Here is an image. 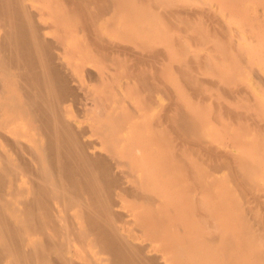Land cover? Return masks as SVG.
Wrapping results in <instances>:
<instances>
[{
  "label": "bare ground",
  "instance_id": "bare-ground-1",
  "mask_svg": "<svg viewBox=\"0 0 264 264\" xmlns=\"http://www.w3.org/2000/svg\"><path fill=\"white\" fill-rule=\"evenodd\" d=\"M43 1H45V0H43ZM43 1H42V4L44 5L46 3L45 5L49 9L48 10L49 14H50L49 18L51 17V19H52L51 20L52 23H50L49 27L51 29L52 25H53V28H54V31H51V33H52L51 37L52 38H50V39L45 37L42 25L40 24L42 21L44 22V19L42 20L43 15H41L40 12L44 13L45 11H42L44 9H42L41 7L39 8L38 7L39 5H36L37 3H39V0H0V264H79L77 262H74V260H73L74 255H83V259H84L83 264H163V263H161V260H163V262L166 264H264V128H261L262 126L258 127L259 129L261 128V132L258 129L259 133H261V134H257L256 133L257 129L255 128L256 129L255 134L260 135V138L262 139L261 144L263 147V151L261 153V156H259L257 154L259 157L258 156H256L255 158L250 157L253 155H250V156L248 155L249 156L248 157L246 154H241L243 151L240 154L238 153V155L235 156L233 154V152L229 150V148L227 150H222V152L219 153L217 151L218 148L216 149L215 147H213V144H211L210 141L205 140L206 136L203 133L205 121L203 122V120L200 119L203 117L202 116L201 117L196 116L197 114L196 115L192 114L193 110H192V112L191 111L188 112L186 110V109H188V108H186L187 104H186V107L183 106V102L181 103L182 105L179 104L182 100L178 104H175L173 111L171 110L172 113L170 112V114H168V112L170 110L168 112L164 111V110L162 111V108L164 109L167 107L161 108V111L163 113L158 112V115L161 117L160 120L165 121L166 125H167L163 129V132L165 134L170 131L171 134H173L172 136L177 138L178 141L176 143L179 144V141H181L182 143H184L183 144L184 148L192 147V150L195 148L196 152L202 151L201 157H204L205 155H203V154H206V156H208L211 159V161L213 159V162H210L209 161L210 159L207 158L208 160L206 162L207 163L206 165L209 164L208 169L210 168V170L211 169L217 170V169L224 167L227 170L226 173L228 174L229 180L233 182V183L231 182V184H233L234 188L236 189V190L233 189V192L234 191L238 192V194H239L238 197L240 198L239 201L241 203L239 206H238V204H236L237 207L233 208L232 206L235 205L234 203L238 202L236 200L237 197H232V201H234V203H233L234 205H232L231 202L229 200H227L228 197L226 198L225 201H229L227 203H230L231 207L233 208L231 210V211H233V213L232 212L230 213L231 215H228V214L226 215V213H228V212H226L225 214H223L224 213L223 211L221 212V210H223V206L225 207L224 204H226V202L224 203L222 201L225 197L222 196V200H221L222 202L221 201L219 202V200L221 198L220 199L218 197L215 198L214 195L216 194V192H214V195H213V193L207 194L208 191L210 193L212 192V191H210L211 190L210 188L213 185L216 186V184H214L215 182H213L210 185L211 187L209 186V183L212 182V179H210L211 174H209L210 176L209 175L206 176V177H208L207 179L211 180V182H210V180H208L209 181L208 182L205 179L204 183L205 184L208 183V184L204 185V187H205L204 191L206 189L207 190H206V193L205 192L203 193V196L205 194L206 198L208 197L207 195H209V196L214 197L213 200L219 199L216 202L211 201V203L208 202V201H210V199L205 202L204 200L202 201L201 200L202 198L200 197L201 199L199 198V200L197 201V202L200 201V204H199L194 200V198H192V197L190 198L191 193H190L189 198L187 197L186 199H185V196H183L184 198L179 196V193H178L179 191L175 195L172 191V187L171 186L168 187V184L171 185L168 182V180L170 179V177L168 178V176H170V175H167V177H166L167 179L163 178L164 177V173H162V170H163L162 167L163 166L161 167V165L159 166V168L162 169L161 171H159V175L162 176V177L160 176L161 181L155 183L153 181V179L155 176H157L156 175L157 173L154 175H153V173L157 170V168L155 169L154 166H156L157 163L160 164L159 160H156V158L161 159V160L162 159L165 160L166 158L171 156V154H173L172 156L174 157V155H175L174 153L177 152V149H176V152H173L175 150V148L173 147L174 145H173L172 147L174 149H167L165 147H161L164 149V150H162L160 147L159 148L157 147L158 151H155V149L153 147H155L154 141H155V139H156L155 137L157 135H152V141H149L151 138L150 134H151V130H152V129L150 130V128H153V126H152L153 122L150 123L149 122L150 120L149 121L145 120V123L143 125L141 124L142 127L139 128L141 126L140 125V123H141L140 117L142 116V115L140 116V114L143 112V110H146V109L148 110V108L150 107L149 105H151V102H152V96H153L152 92H154L156 90V85L154 83L155 82L154 80H156V78H157V80H158V78H160V77H158L159 74L155 78V74H157V72L161 68L160 69L158 68L159 69L158 70L156 68V65H152V64H154L155 62H158V58H156V57L159 56L163 50L161 51L159 48H157L158 46L154 47L150 43L151 42L154 43V41H156L158 43V41L155 39L156 37L159 39L161 37L167 38L169 36L170 37L172 36L173 38H175L174 39L175 41L173 40V44H174L176 41L179 40V38L176 39V37L179 34L176 36L175 35L173 36L172 35L173 33H171V35H170V32L174 31V33H175V31H178V33H180V32L183 34L185 33V35L189 36L191 39L193 38L194 42L197 43V45H198V43L202 46H203V44H207L206 42L208 40L209 35L211 36V34L208 33L209 29L206 30L208 27L205 29L206 31L204 29L200 30V23H199V21L202 18L201 17L202 12H203V14L205 13L204 8H201L199 6L198 7L192 6V2H191V4L187 3L186 5L184 4L181 6L174 5L175 6L174 7L172 4H171L172 6H169L168 4L174 2L173 0H170L171 2H169L168 0H137V1H132L134 4L136 2H139L138 5L137 4L134 5L132 2H130V0H48L45 3ZM221 1L225 2L227 6L231 5V7H232L233 4H234V6H235V4H237L235 2H237V1L240 2L241 0H221ZM243 1H241V3ZM222 2L220 4H222ZM253 2L254 1H252V3ZM262 2H264V1H262ZM245 3H244V5H245ZM260 4H262V3H260ZM239 6H241V5H239ZM222 7H223V4H222ZM32 8H35V10ZM228 8H229V6H228ZM233 8L235 9L236 7H233ZM241 8L242 7H240L239 9H241ZM40 9H42V10H40ZM110 11L113 13V16H116L117 14L119 15V14H121V12H123V15L125 14L126 17L128 16V18H129L128 19L129 21H126V22H130L132 20L134 22L135 19L133 18V15H137V17H139V20L142 22L139 21V23H141L138 27L140 34H138L139 31L135 32V33L138 34V36L139 35H147V37L149 36V38H153L154 41H151L149 43L148 40H150V39H147V37H146L148 45L150 44L152 46V47L151 46H148V47H151L152 49L148 48L146 50H143V53H141V54L139 52L137 53V52L133 51V53L131 54L130 53L131 51L129 50L130 48L128 49L126 47L130 51L129 52L126 48L123 47V49H122L119 45L112 43L113 41L110 42L107 39L103 38L102 36H104V35L101 36L102 32L100 31V27H99L100 19H102L103 16L106 15V13H110ZM229 11H230V9H229ZM236 11H238V10H236ZM196 12L199 14H197ZM239 12H237V13H239ZM210 13L211 12H209L208 14H210ZM193 14H194V17L192 18ZM208 14L206 15V17L210 18L211 17L210 15H212V13L210 15H208ZM213 14H214V12H213ZM231 14L232 13L230 12V15ZM234 14H235V12H234ZM131 15H132L133 19H131L129 17ZM122 16H121V18H124ZM238 16H240V15H238ZM195 17H197V19L199 18L200 20L198 22H195L194 20L197 21V19H194ZM212 17L214 18V17H216V15L215 16L213 15ZM242 18L244 19L245 17H242ZM109 19H108V21H109ZM192 19H194V20H192ZM124 20H126V18ZM216 21L217 20H215V22ZM262 21H264V20H262ZM107 22H105V23H107ZM113 22H115V20H113ZM122 22H123V19H122ZM133 22H130V23L132 24ZM256 22H254V23H256ZM124 23L125 22H123V24ZM135 23H136V21H135ZM227 23H226V25L230 24V23H228V24ZM132 25H134V24H132ZM226 25H224V26L226 27ZM261 25L257 26L256 29H258V30L261 29V27L263 26V25L262 26ZM125 26H126V24H125ZM135 26H137V25H134L133 27H135ZM241 26H242V24H241ZM222 27H223V25H222ZM251 27H253V24ZM125 28L127 29L128 27H125ZM217 28H218V26H217ZM229 28L232 29L231 25H229ZM118 29L116 30V33H117ZM220 29H219V32H222V31H220ZM223 29L227 30L228 27H227V29L226 28H223ZM130 30H131V28H129V31ZM212 30L210 28V31H212ZM214 30H217V29L215 28ZM214 30H213V32H214ZM74 31H76V32L82 31L81 33H83V36H84V38L82 39L83 42L85 41L88 43V45L90 44L89 45V46H91L90 48L93 47L94 51L96 50V52H98V54L103 53L106 56V55H108L109 52L110 53L114 52L116 57H118V56H120V53H123V51L126 50L128 52V53H126V58H127V56L131 57L132 60L129 57L128 58H129V61L130 60L132 61V63L130 64L131 61L129 62L127 60L128 59L127 58L126 60L129 62L130 66H128L127 65L128 62H126L125 65L128 66V68L126 71H121V72H124L123 73L124 75L122 73H120V75L126 76L127 78H133L135 82L133 81L134 84L131 83L132 85H135V83H136L135 86H137L136 87L137 89L143 88L145 91L148 92V93L146 92L147 94L145 95V100L143 101L142 104H140V106H142L141 108H143L144 107L143 105H145V107H146V105L148 104L149 107H147V108L144 107V109H141L138 107L137 109L142 110V112L140 110L141 113H139L138 112L139 110L133 108V105H132V107L130 109L133 108V112H132L133 114L128 111L129 113H131V114H129L127 112L130 117L126 116V114H125V117L123 118V116H122L120 121L118 120L116 114L113 115V113H111V114L107 113L106 115H104V112L103 113L95 112L96 115L98 114L97 117H99V118L97 119V117H96V119H94L97 121V122H95V121L93 122V123H95L94 126H95V129L97 131L95 129L94 130L99 133V134L97 133L99 135V136H97L99 138L98 146L100 147V150L102 152L101 151H97V152L92 151L93 144H94L93 141L90 142V141L84 139V137L86 136L85 134H87L86 132H88V129L86 127H82V126H80V127L75 126L73 123L74 121L72 122L70 119H68L67 115L69 113L67 112V109L64 107V104L67 103V102H65L67 96L68 95L72 96V94L75 93L76 87L74 88V86H72L71 82H70L71 77H72V73L75 70L80 71V69H77V68L75 69L76 65L75 66L73 65L74 60L72 61L71 57L69 58L70 60L67 59V57L64 58V61H65L64 62L63 59H61V58H63L61 56L62 54L60 55L61 58L58 57L56 50H57L58 45L61 44L62 45L61 47H63L64 46L63 44H66V42L70 43V39H73V32ZM122 31H121V33H122ZM125 31H124V33H125ZM259 31H261V30H259ZM259 31L254 32V34H256ZM76 32H75V34H76ZM131 32H133V31H131ZM213 32H211V33H213ZM223 32H224V30H223ZM227 32H229V30H227ZM133 33H132V35H134ZM216 33H218V32H216ZM234 33H236V32H234ZM121 35H123V34H121ZM121 35H119V36H121ZM127 35L129 36V34H127ZM222 35L220 36L221 38H219V39H222L225 36V35H223V36ZM232 35H233V33H232ZM232 35L230 34V36H232ZM258 35H259L258 37H260L261 33H259ZM180 36H183V35L181 34ZM170 37H169V40H167L168 38L164 39V40L162 39L163 41H161V42L166 41L165 43H167V41H168V44H169L170 43ZM172 37H171V39H173ZM189 37H187V38L190 41ZM213 37H215V36L213 35ZM232 37H235V36H232ZM242 37L243 36H241V38L240 37L239 38L242 39ZM262 37H264V35H262L260 38V39L264 40V38H262ZM80 38H82V37H80ZM126 38L127 37L125 36V39ZM211 38H212V36H211ZM226 38L228 39V35ZM75 39L77 40L78 38H75ZM141 39H143L142 41L145 44L146 40H144V38H142V36H141ZM225 39L223 41L224 43L222 42V44H221L222 49H223V47L226 48V45H227V44H225L226 43ZM233 39L231 38V42ZM214 40H213V42H214ZM257 40L260 41L259 39H257ZM140 41L141 40H139V42L136 41L137 43H139V45H137V46H141ZM189 41H188V43H190ZM233 41H235V40H233ZM242 41H243V39H242ZM126 42H128V41H126ZM171 42H172V40H171ZM213 42H211V43H213ZM247 42H249V40ZM260 42L262 43V41H260ZM79 43H81V41H79ZM87 43H85V45ZM159 43H160V41H159ZM165 43H162V44L164 45ZM211 43H209V44H211ZM227 43H228V45H230L229 42H227ZM78 44H76V45H78ZM82 44L83 43L79 44V46ZM162 44L160 46H162ZM182 44H184V43H183V41L181 42V40H180L177 45H179V47H180V45H182ZM88 45H86V46L88 47ZM263 45L258 47V50L256 49V47H257L256 46L254 50L255 51L257 50V52H258L260 49L259 52L264 53L263 52L264 48H263V51H261L262 50L261 47ZM144 46L147 48L146 44ZM171 46H172V44H171ZM202 46H201V48H202ZM207 46H208V44H207ZM66 47H67V45H66ZM71 47H73V46H71ZM153 47H154V49L155 48H157V49L153 50ZM230 47H231V45H230ZM239 47H241V46H239ZM249 47H251V46H249ZM67 48H69V47H67ZM82 48H84V47H82ZM227 48H229V46H227ZM71 49L72 48H69V51L68 50L66 51L67 53L66 52L65 53L62 52V53L66 54V55L68 53L73 54V52H71L72 51ZM93 49H91L92 54L96 53L93 51ZM136 49H137V47H136ZM142 49H143V47H142ZM183 49H185V47ZM218 49H220V48H218ZM76 50H78V48ZM76 50L74 52H76ZM178 50H180V53H181L182 49H178ZM209 50H211V49H209ZM224 50H228V49H224ZM83 51H85V48ZM87 51H89V50H87ZM137 51H138V49H137ZM218 51L216 50L215 52H218ZM82 52H81V54H84ZM117 52H119V54ZM170 52H172V50ZM176 52H178V51L176 50ZM221 52L225 54V51L224 52L221 51ZM259 52H258V54H260ZM114 53H112L113 56H114ZM165 53H167V52H165ZM184 53H187V51L186 52L184 51ZM233 53H234V51L231 54L233 55ZM235 53H237V52H235ZM81 54L79 55V57L81 56ZM162 54H163V52H162ZM188 54H189V57H188ZM188 54H186V56L183 55L184 56L183 58L181 56L182 54L181 55L175 54V56L178 55L182 59H184L185 61L192 58L191 60H193V61L189 60V62H193V64H196V62H197V64H199V65L196 64L197 68L199 66H201L202 63H207L208 57L205 55H202L203 52H202V54H199V52L193 51L192 53L188 52ZM167 55H171V54L167 53ZM232 55L231 56L228 55V56H230L229 57L230 59L235 54L233 56ZM244 55H246V54H244ZM262 55L264 56V54H262ZM68 56H70V55H68ZM83 56L84 55H82V57ZM160 56H162V55H160ZM218 56H219V54H218ZM218 56H217V58H219ZM248 56H247V58H248ZM116 57H115V59H116ZM168 57H170V56H168ZM180 57L177 58L176 63H178V59ZM83 58H80V60L82 59V61H83ZM86 58H87V56H86ZM186 58H187V60H186ZM57 59L59 61L62 60L63 62L62 61L58 62ZM90 59H92V58L90 57ZM94 59H95V57H93L92 60H94ZM117 59H119V57ZM182 59H179V61L183 62L184 60H182ZM211 59H212V61L214 60L213 57H211ZM211 59L209 58V60H211ZM237 59L239 60V58H237ZM102 60H103V57H102L101 61ZM169 60H170V58H169ZM223 60H225V59H223ZM253 60L255 61V59H253ZM150 61H152L150 63L151 65L149 67L144 68V65L148 66L149 65L148 63ZM212 61H210V64H212L211 63ZM167 62H168V60H167ZM169 62H170L169 63L170 66H171L172 61H169ZM159 63H162V62H159ZM181 63L179 62V64H181ZM66 64L69 67L68 68L69 72H67V70H66V67H67ZM97 64H99V62ZM102 64H103V62H102ZM112 64H114V63L112 62ZM167 64L168 63H166V65ZM169 64H168V66H169ZM179 64H177L178 68H180ZM186 64L188 65L190 63L185 62L184 65H186ZM233 64H234V62H233ZM121 65H122V62H121ZM177 65H175L176 69H177ZM262 65H264V63ZM262 65H260V66H262ZM114 66H115V64H114ZM126 66H125V68H126ZM168 66H167V68H169ZM202 66H203V64H202ZM100 67H102V65ZM123 67H121V69ZM181 67H182L181 68L182 70H183V68H185V66H182V64H181ZM234 67L232 66V69ZM167 68H166V70H167ZM186 68H187V71H189V70L191 71L193 69V67L191 69H188V66ZM186 68L184 69V71L186 70ZM200 68H198V71ZM82 69H84V68H82ZM229 69H231V68H229ZM232 69H231V71H233ZM262 69H264V68H262ZM119 70L120 69L118 67V71ZM123 70H124V68H123ZM163 70H164V68H163ZM163 70L161 69V71L159 73H161ZM166 70H164V71H166ZM172 70H170V71H172ZM179 70H177V72H180ZM207 71H208V69H207ZM224 71H223V73L225 75L224 78L227 76L228 77L231 76L230 73L227 75V73L229 71H227V72L226 71L224 72ZM247 71H248V69H247ZM174 72H175V69H174ZM191 72L190 73H187L186 71L182 72L184 83L195 84V82L197 83V81H200L199 83H197V84L201 83L200 87H198L195 84L197 87L194 86L193 90L197 91L198 88H200V90L203 89V87L206 86V85L202 86L204 80H203V82H201L202 79L201 80L197 79L198 76H197L196 71L194 74ZM214 72H215V70H214ZM218 72H219L218 74H220V71H218ZM251 72H252V70H251ZM204 73H206V72H204ZM238 73H240V71ZM74 74H73V76H74ZM117 74H118V72H117ZM177 74H179V73H177ZM211 74H213V71ZM215 74H216V72H215ZM259 74L260 73H258L257 75H259ZM167 75H168V73H167ZM167 75H165V76H167ZM171 75H172V73H171ZM254 75L255 74H253V76ZM103 76H104V74H103ZM103 76H102V78H103ZM113 76L111 78H113ZM160 76H163V74L162 75L160 74ZM177 76H179V75H177ZM219 76H217V77L221 79V77H219ZM170 77H169V79H171ZM241 77H243V76H241ZM241 77H239V78H241ZM215 78H216V76H215ZM245 78H244V82H246ZM247 78H248V76H247ZM204 79H205V77H204ZM165 80H166V77H165ZM165 80H163V81L166 83ZM175 80H176V78H175ZM178 80H179V78H178ZM235 81H237V80H235ZM102 82H105V81H102ZM209 82H210V80H209ZM98 83H99V81H98ZM112 83L113 82H111V84ZM230 83H231V81H230ZM158 84H161V83H158ZM235 84H236V82H235ZM246 84H247V82H246ZM103 85H105V84H103ZM83 86H85V84ZM174 86H175V84H174ZM177 86H178V84H177ZM201 86H202V88H201ZM168 87L169 86H167L166 88L168 89ZM195 87H196V89H195ZM227 87H229V86H227ZM79 88H77V89H79ZM94 88H92V90ZM107 88L108 87H106V89ZM166 88H163V89L166 90ZM213 88H211V89H213ZM245 88L249 89V85H248V87L246 85ZM233 89L234 88L229 90L226 88V90H228L230 92ZM127 90H128V88H127ZM134 90H132V91H134ZM213 90H215V89H213ZM236 90H237V88H236ZM171 91H173V90L171 89ZM171 91L168 92L171 94V96L169 98H172ZM204 91H206V90H204ZM263 91H264V89H263ZM87 92H88V90H87ZM184 93L186 94L187 92H184ZM210 93H211V91H210ZM96 94H98V93H96ZM96 94H95V96H96ZM107 94H105V95H107ZM127 95H129V94H125V96H127ZM164 95H166V94H164ZM177 95H178V93H177ZM225 95H226V93H225ZM234 95L237 96L236 94H234ZM108 96H110V95H108ZM110 97H108L109 100H110ZM142 97H144V96L142 95ZM178 97H179V95H178ZM94 98L96 101L97 97H94ZM98 98L103 99L102 94H101V97H100V95H98ZM122 98H123V96H122ZM131 98H132V96H131ZM181 98H182V96H181ZM176 99L177 98H175V100ZM91 100H92V98H91ZM114 100H115V98H114ZM244 100L245 99H243L242 101H244ZM99 101H102V100H99ZM225 101H227V104L229 103L228 99H226ZM235 101H237V100H234L232 102H235ZM102 102H105V100H103ZM153 102H154V99H153ZM198 102H199V100H198ZM262 102H264V101L262 100ZM106 103H107V101H106ZM123 103H124V101H123ZM247 103H246V105H247ZM128 104H130V103H128ZM137 104H138V102H137ZM231 104L233 105V103H231ZM92 105H93V103H92ZM99 105H101V104H99V102H98V106ZM152 105L154 106L155 104H152ZM196 105H197V103H196ZM213 105H214V103H213ZM122 106L125 107L123 104L121 105V107ZM224 106L225 105L222 104V108ZM228 106H227V109H225L226 107L223 108V111H225L226 112L225 114H227L231 118H233V117L242 118V117L249 116V112L247 110H246L247 111V113H246L245 110H242L243 112H241L235 108L234 111H237V110L238 111L234 112L233 109L231 110V108H232V107H230L231 105L229 106L230 108ZM191 107H193V105ZM202 107H204V106H202ZM234 107H235V105H234ZM94 108H95V106H94ZM128 108H127V110H128ZM91 109L93 110V108H91V106H90L89 110H91ZM107 109H109V108H106V110ZM119 109L120 108H118V110ZM195 109H197V108H195ZM263 109H264V107H263ZM85 110H87V109H85ZM122 111H121V113H122ZM134 111H137L138 112L137 114H139L140 117L139 116L137 117ZM148 111H150V110H148ZM204 112H205V110H204ZM143 113L145 114V111ZM195 113H197V112H195ZM199 113H201V112L199 111ZM208 113L209 112L207 110V114ZM70 114H69V116H70ZM96 115H94V116H96ZM133 115L138 118L137 120H139V119L140 120L139 121L135 120L134 122L130 121L133 125L130 127V129L127 131V133L122 134L121 130L123 128L122 127L123 124L125 125V121L127 122V119L132 118L131 116H133ZM201 115H203V112ZM220 115H222V114H220ZM250 115H252V114H250ZM134 116H133V118L136 119V117H134ZM145 116H147V113ZM145 116H142V118H144ZM159 116H157L158 117L157 120H159ZM206 116L204 115V117H206ZM116 118H117V120H116ZM114 121H115V123L113 125ZM162 121H160V123ZM222 121H224L223 118H222ZM227 122L229 123V119L227 120ZM227 122H224L225 125L223 124L225 127H227L226 126ZM142 123H143V121H142ZM157 123H159V121H157ZM230 123H231V121H230ZM230 123L228 124V127L230 125H232ZM237 123H239V121ZM250 123H252V122L250 121ZM115 124H117V126H115ZM162 124H163V122H162ZM92 125H91V131L93 130ZM111 125H112V127H110ZM154 125H155V123H154ZM242 125H243V123H242ZM259 125H263V127H264V121L262 124H259ZM145 126L150 127V128H148V131L150 130L149 131L150 134L146 135V136H148V138L146 137L148 141H146V139L144 140L145 137L143 138L142 137L143 135H141V137L143 138V141H146V142L145 143L141 142L142 141V138H141V140L139 141L141 143H137L138 140H136V139H138V138L136 136V133H137L136 129L139 128L141 130V129H143V127L145 129ZM244 126H246V124ZM244 126H243V128H244ZM213 127H215V126L213 125ZM227 128H225V130ZM233 128H235V127H233ZM246 128H247V126H246ZM139 129H138V133H139ZM154 129H157V128L155 127ZM229 129H232V127H230ZM160 130H158V131H160ZM220 130H222V129H220ZM244 130L245 129H243V131H240V132L243 133ZM122 131H124V129ZM144 131L145 130H143V132ZM155 131L158 132L157 130H155ZM245 131H247V130H245ZM94 132H90V134L94 133ZM140 132H142V131H140ZM156 132H154V133H156ZM4 133L5 134L7 133L9 137L5 138L6 136L4 137ZM164 133H162V134H164ZM248 133H249V130H248L247 134ZM146 134H147V132H146ZM159 134H161V133H159ZM244 134H246V132ZM252 136H253V134H252ZM138 137H140V136L138 135ZM153 138H155V139H153ZM220 138L221 137H218V139H220ZM228 138L230 139V136ZM167 139H168V136H167ZM261 139H259V137H258V139H256V140H261ZM161 140H163V138ZM220 140H222V139H220ZM96 141H97V139H96ZM166 141H168V140H165V142ZM165 142H163V144ZM237 142H239V141H237ZM246 142L248 143L249 141H246ZM235 143L236 142H234V144ZM242 143L243 142H241V144ZM171 144H172V142L170 143V145ZM248 144L251 145L252 143H248ZM257 144H259V143H257ZM257 144L255 146H257ZM237 145L235 144V146H237ZM245 145H246V143H243V146H245ZM160 146H162V142H161ZM166 146H168V145L166 144ZM176 146H177V144H176ZM183 146L181 145L180 148L178 147V149L180 150L181 147H183ZM237 147H239V146H237ZM237 147H235V148H237ZM251 147H253V146L251 145ZM198 148H201L202 150L201 149L199 150ZM248 148H250V146H248ZM246 149H247V147H246ZM186 150H187V148H186ZM242 150H245V149L243 148ZM184 151H185V149H184ZM259 151H260V148H259ZM200 152L197 153V154H199V157H200ZM238 152H239V150H238ZM246 152H248V151L245 150V153ZM13 153L16 155L13 156L14 155ZM180 153L183 154L182 151H180ZM255 153H256V151H255ZM179 154H178V156L175 155L176 158L179 157ZM191 155L193 156L194 154L192 153ZM220 156H222V157L225 156V158H223L220 161V159H221ZM182 157H183V159L185 158V156H182ZM194 157H197V155L196 156L194 155ZM176 158H175V161L178 160V158L177 159ZM169 159H170V157H169ZM179 159H180V157H179ZM155 160L158 162H155ZM202 160L204 161V158L201 159V161ZM215 160H217V161H215ZM196 162H197V160H196ZM154 163H156V164H154ZM185 163L181 162L179 168H180V170L183 171V172L181 171L182 176H184L183 173H185L186 175L189 174L191 180L196 179L197 177L199 178L201 176L199 174H204L205 172L209 171L207 168L204 169L205 171L202 170L203 166L201 168V167H199L200 166V164H199V166H198L199 170L201 169L202 171H204V173H202V171L200 173L197 172L198 173L197 175H199V176L194 178L196 175L193 176V175H191V173H194V172L196 173L197 170L195 169L196 171H193L194 165L193 166L190 165V163H192V161H189V163H188L190 165L189 168H188V165H186ZM177 164L179 165V161H177V163L175 162V165H177ZM203 164H204V162H203ZM210 165H211V167H210ZM164 167H166V166H164ZM176 167L178 168V166H175V168ZM190 167L192 169H190ZM224 168H222V169H224ZM154 169H155V171H154ZM170 170L173 171L171 167H170ZM175 170H177V169H175ZM191 170H192V172H190ZM219 172L221 173V171H219ZM172 176L173 175H171V178H172ZM180 176L181 175H179V177ZM182 176L180 178H182ZM191 176L193 177V179ZM225 176H227V175H225ZM215 177L218 178V176H216V175H215ZM220 177H221L220 180H222L223 176H220ZM155 178H158V177H155ZM186 178L187 177L184 176V179H186ZM257 178L261 179V181L259 182V179L257 180ZM165 180H166V182H165ZM175 180H176V176H175ZM188 180L186 179L185 181L187 182ZM218 180L219 179H217V181ZM229 180H228V182H229ZM178 181L177 182L175 181V183H177V186L179 183ZM185 181L183 180V182H182V180H181L180 182L184 183ZM197 181H198L197 179H196V181L193 180L194 184L196 183L195 187L198 184ZM193 182L191 181V183H189V185H186V186L191 187L190 184H192ZM228 182H227V184H228ZM217 183H219V182H217ZM194 184H192V187ZM200 184H202V183L200 182ZM219 184H221V183H219ZM224 185L225 184L223 182V186ZM177 186H174V187L176 188ZM179 186H180V184H179ZM207 186H209V188H206ZM181 187H182V184H181ZM181 187H179V189ZM228 187H230V186H228ZM157 188L161 189V190H159L158 197L153 195L154 191H157L156 190ZM168 188H170L171 190L169 189V191H166V189H168ZM225 188H227V187H225ZM200 189L201 188H199V190ZM119 190L126 192L127 194L129 193V195L130 194L133 195L132 199L134 197L135 201L129 200V201H133V203L131 202L134 206L133 209L145 207V208H143V210L141 209L140 212L138 213V216H140L139 220H141L140 226H141V228L143 227L144 228L143 230L145 231V233H144L141 229L140 234L144 233L145 235L149 236V237H147V239L149 240V243L147 245L145 244L144 247L138 245V242L136 243V241H135V240H138L139 236H141V235H139V236H137L138 234L134 235L133 229L125 230L124 228L126 226L124 228L119 226V223H121L120 220L122 219V217H121V214L118 213L114 207H116L117 205L122 206V207L125 206V204L123 206L122 200L120 201V200L115 199L116 198L115 195L118 193ZM176 190H177V188L175 189V191ZM180 190L182 191L183 189L181 188ZM220 190H222V189H220ZM226 190H224V188H223V191H226ZM186 191H188V190H186ZM223 191H221V192H223ZM183 192H184V190H183ZM183 192H181L182 195L185 194ZM192 192H193V190H192ZM234 195H236V194L234 193ZM14 196H17L18 199H15L13 201L12 199ZM119 196H121V194ZM219 197H220V195H219ZM233 198H235V200ZM228 199H230V198H228ZM213 202H215V203L212 205ZM207 203H210V204H207ZM138 206H140V207H138ZM71 208L73 211L72 213L69 212V210ZM131 208H132V206H131ZM190 211H194V212H190ZM185 212H189V213H191V215H194V216L192 217L190 215L191 217L190 216L188 217L189 213L186 214L187 215L186 216ZM134 213L136 214V212H134ZM138 221H137V223H138ZM210 221L212 222V224H210ZM216 224H217V226H216ZM143 238L146 239V237L144 235H143ZM154 240L160 242L161 245L159 243V245H158L159 247H156L153 243ZM146 249H149L152 251L153 250H155V251H161L162 250L163 253L161 256V260L155 256L146 254L147 253V252L145 253ZM243 250H244V252H243ZM104 255H106V256H104ZM241 255H247V256L242 257Z\"/></svg>",
  "mask_w": 264,
  "mask_h": 264
},
{
  "label": "rangeland",
  "instance_id": "rangeland-1",
  "mask_svg": "<svg viewBox=\"0 0 264 264\" xmlns=\"http://www.w3.org/2000/svg\"><path fill=\"white\" fill-rule=\"evenodd\" d=\"M42 1L43 0H39V3H37L36 5H39L38 7L40 8H42V9H44V10H42V9H40V10H42V11H45L44 13H42V12H40V14L41 15H43L42 16V20L44 19V22L42 21L40 24L42 25V28H43V32H44V34H45V37L46 38H48V39H50V38H52L51 36H52V33H51V31H54V28H53V25H52V28L50 29V23H52L51 22V17L49 18V9L46 7V1H48V0H45V1H43L45 4L43 5L42 4ZM132 1H137V0H130V2H132ZM169 2H171L170 0H168ZM167 1V2H168ZM174 2H172V3H167L169 6H174V5H176V6H181V5H186L187 3H190L191 4V2H192V6H199V7H201V8H204V10H205V13L203 14V12H202V18H201V20L198 18L197 19V17H195L194 19H197V21L196 20H194V19H192V20H194L195 22H198L199 20V23H200V30H205L207 27V29L206 30H208V33H210L211 34V36H212V38H211V36L209 35V37H208V40H207V44H208V46H207V44H203V46L202 45H200L199 43H198V45H197V43H195L194 42V40H193V38L191 39L189 36H187V35H185V33L183 34V33H178V31H175V33H174V31L173 32H170V35H171V33H173L172 35L174 36H176V35H178L177 37H176V39H178L179 38V40L178 41H176L174 44H173V40L175 39V38H173L172 36V38L173 39H171V37H170V43L168 44V41H167V43H165V42H161V41H163L164 39H167V40H169V37H161V38H155L157 41H158V43L156 42V41H154V39L153 38H149V36L147 37V35H139L138 36V34H140V31L138 30V27H139V25L141 24V23H139V17H137V15H133V18L135 19L134 20V22H133V20L132 21H130V22H133L132 24H134V25H137V26H135V27H133L134 25H132L130 22H126V21H129L128 19V16L126 17V15L124 16L123 15V12H121V14H117L116 16H113V13L110 11V13H106V15H104L103 16V18L102 19H100V24H99V27H100V31L102 32V34H101V36L102 35H104V36H102L103 38H105V39H107L108 41H110V42H112V43H114V44H117V45H119L122 49H123V47L124 48H130L129 50L131 51H129L127 48V50L132 54L133 53V51L134 52H139L140 54L141 53H143V50H146V49H152L151 47L152 46H158L157 48H159L162 52H163V54L165 53V52H167V53H169V54H171V55H167V53H165L164 55L162 54V52H161V54L160 55H162V56H157L156 58H158V62H155L154 64H152V65H156V68L158 69H162L163 70V68H164V70H166V68H167V66H168V64L170 63L169 61H172L171 62V66H170V64H169V68H167V70L166 71H162L161 73H159L160 71H161V69L157 72V74H155V78H156V76H158V74H159V76L158 77H160V78H158V80H157V78H156V80H154L155 82V85H156V90L154 91V92H152V102H151V105L152 104H155L154 106L152 105H149L148 106V104L146 105V107H145V105H143L145 108H147V107H149L148 108V110H150V111H148L147 109L146 110H143V112L145 111V114L142 112V110L141 109H144V107L143 108H141L142 106H140V104H142L143 103V101L145 100V95L148 93L147 91H145L143 88H141V89H137L136 87L137 86H135L136 85V83H135V85H132V84H134V79L133 78H127L126 76H123L124 74V72H121V71H126L127 70V68H128V66H130L129 65V62L132 60V58L131 57H129V56H127V58L129 57L131 60L129 61V58L127 59L126 58V53H128L126 50H124L123 51V53H120V56H118L119 57V59H117L118 57H116V55H115V53L114 52H109L108 53V55H106L105 56V54H101V53H99L98 54V52H96V50L94 51V49H93V47L92 48H90L91 46H89L88 45V43L87 42H83V38H84V36H83V33H81L80 31H74L73 32V39H70V43H67L66 41V44H63L64 46L63 47H61L62 45L60 44V45H58L57 46V50H56V52H57V55H58V57H60V55L63 57V58H61V59H63V61H64V58H66L67 57V59H69L70 57L72 58L71 60L74 62L73 63V65L75 66V69L77 68V69H80V71H74L73 73H72V77H71V80H70V82H71V85L72 86H74V88H75V93L74 94H72V96L71 95H68L67 96V98H66V100H65V102H67V103H65L64 104V107L67 109V112L70 114V116H69V114L67 115V117H68V119H70L73 123H74V125L75 126H82V127H86L87 129H88V132H86L87 134H85L86 136L84 137V139H86V140H88V141H93V148H92V151H95V152H97V151H101L100 150V147L98 146V144H99V142H98V140H99V138L97 137V136H99L98 134V132H96L97 130L95 129V123H93L94 121L95 122H97L96 120H94V119H96V117H97V115H96V113L95 112H99V113H103L104 112V115H106L107 113L108 114H111V113H113V115L114 114H116V116H117V118H118V120L120 121V119L122 118V116H123V118L125 117V114H126V116H129V114H131L132 112H133V108H135V109H137L138 107L139 108H141L140 110H141V112L143 113H141L140 112V110L139 109H137V110H139L138 112L139 113H141L140 114V116L142 115V116H145L146 115V113H147V116H145L144 118H142V116L140 117L139 116V114H137L138 112L137 111H134L135 112V114H136V116L138 117H140V125L142 124H144L145 123V120L146 121H149L150 123H152V126H153V128H150V127H148V126H145V129H144V127H143V129H139V128H141L142 127V125L139 127V128H137L136 130H137V133H136V136H137V138L138 139H136V140H138L137 141V143H141V142H146V141H148L147 140V138H148V136H146V135H148V134H150L149 133V131L151 130V138H150V140L149 141H152V135H159L158 137L156 136L155 138H153V139H155V143H154V146L155 147H153L154 149H155V151H158V148L160 147H165V148H167V149H174L175 148V150L173 151V152H176V149H177V152L176 153H174L176 156H178V154L180 153V151H182L183 152V154H179V157H180V159H179V157H177L178 158V160H176L175 161V158H176V156L174 155V157L172 156L173 154H171V156H169L170 157V159H169V157L168 158H166L165 160H161V159H158V158H156V160H159V162H160V164L159 163H154V164H156V166H154V168L156 169L157 168V170L155 171V169H154V173H153V175L154 174H156L157 176H155V177H158V178H155L154 177V179H153V181L156 183V182H159V181H161V178H160V176L161 175H159V171H161L162 169H160L159 168V166L161 165V167L163 168V170H162V173H164V177L163 178H166L167 177V175H170V176H168V178L170 177V179L168 180V182L171 184V185H169L168 184V187L169 186H171L172 187V191H173V193L176 195V193L178 192L179 193V196L180 197H183V196H185V199L188 197L189 198V196H190V193H191V196H190V198L192 197V198H194V200L197 202L198 200H199V198L203 201H207V200H209L210 199V201H208V202H210L211 203V201H218L220 198V200H219V202L222 200V196L223 197H225L222 201L225 203L226 202V204H224L225 205V207L223 206V210H221V212L223 211L224 213L223 214H225L226 212H228V213H226V215L228 214V215H231L230 213L232 212L233 213V211H231L234 207H237V205L236 204H238V206L241 204L240 203V198L238 197L239 196V194H238V192H236V191H234L233 192V189L234 190H236L235 188H234V186H233V184H231V182L232 181H230L229 180V177H228V174L226 173V169L224 168V167H222V168H224V169H222V168H220V169H217V170H213V169H211L210 170V168L208 169V167H209V164L208 165H206L207 163V158H209L208 156H206V154H203V155H205L204 157H201V155H202V151L200 152V151H198V152H200V157H199V154H197L198 152H196L195 151V148L192 150V147H186L187 148V150H186V148H184V146H183V144L184 143H182L181 141H179V144L178 143H176L178 140H177V138H175L174 136H172L173 134H171V132L169 131V132H167L166 134L163 132V129L167 126L166 125V122L165 121H162V120H160L161 119V117L158 115V112L159 113H161L163 110L164 111H169L168 112V114H170V112L172 113V111H173V108H174V106H175V104H178L181 100V102L179 103L180 105H182L181 103L183 102V106L184 107H186V104H187V107L186 108H188V109H186L188 112L189 111H191L192 112V110H193V113L192 114H194V115H196V116H199V117H203V118H200L201 120H203V122L205 123V125H204V134H205V140L206 141H210V143L211 144H213V147H215L216 149L218 148V152L220 153V152H222V150H227L228 148H229V150L230 151H232L233 152V154L236 156V155H238V153L240 154L242 151V153L241 154H246L247 156L249 155H253V156H250V157H253V158H255L256 156H261V153H262V151H263V147H262V139L260 138V135H257V134H261V133H259V130H260V132H261V128H264L263 127V125H259V124H262L263 123V121H264V109H263V107H264V102H262V100L264 101V91H263V89H264V69H262V68H264V65H262L263 63H264V56L262 55V54H264V53H262V52H259L260 51V49H259V53L260 54H258V52H257V50H258V47H260L261 45H263L264 44V40H262V39H260L261 38V36L262 35H264V21H262V20H264L263 18H264V2H262V1H264V0H241V1H243L242 3H241V1L239 2V1H237V2H235V3H237V4H235V6H234V4L232 5V7H231V5H228L229 6V8H228V6L226 5V3L225 2H222L221 0H173ZM194 1V2H193ZM218 1V2H217ZM252 1H254L253 3H252ZM222 2V4H223V7H222V4H220ZM246 2V3H245ZM257 2V3H256ZM133 3V2H132ZM166 3V2H165ZM176 3V4H175ZM244 3H245V5H244ZM260 3H262V4H260ZM134 4V3H133ZM138 5L139 4V2H136L134 5ZM166 4V5H167ZM172 4V5H171ZM225 4V5H224ZM258 4V5H257ZM42 5V6H41ZM165 5V6H166ZM239 5H241V6H239ZM175 7V6H174ZM208 7V8H207ZM233 7H236L235 9L233 8ZM240 7H242L241 9H239ZM47 8V9H46ZM32 9H34L35 10V8H32ZM208 9V10H207ZM219 9V10H218ZM229 9H230V11H229ZM233 9V10H232ZM207 10V11H206ZM210 10V11H209ZM232 10V11H231ZM235 10V11H234ZM236 10H238V11H236ZM245 10V11H244ZM219 11V12H218ZM240 11V12H239ZM209 12H211L212 13V15H210V14H208ZM213 12H214V14H213ZM229 12V13H228ZM230 12L232 13L231 15H230ZM234 12H235V14H234ZM237 12H239V13H237ZM258 12V13H257ZM197 13V12H196ZM195 13V14H196ZM243 13V14H242ZM46 16H45V15ZM197 14H199V13H197ZM210 15L211 17L214 15H216V17H206V15ZM48 15V16H47ZM111 15V16H110ZM123 15V16H122ZM233 15V16H232ZM238 15H240V16H238ZM243 15V16H242ZM245 15V16H244ZM121 16L122 17H124V18H121ZM198 16V15H197ZM204 16V17H203ZM225 16V17H224ZM236 16V17H235ZM245 17L244 19L242 18V17ZM112 17V18H111ZM115 19H114V18ZM131 19H133L132 18V15L131 16H129ZM194 17V14H193V16H192V18ZM199 17V16H198ZM221 17V18H220ZM229 17V18H228ZM109 19V21H108V19ZM126 18V20H124ZM122 19H123V22H125L124 24H123V22H122ZM130 19V20H131ZM217 20L216 22H215V20ZM242 19V20H241ZM258 19V20H257ZM113 20H115V22H113ZM117 20V21H116ZM219 20V21H218ZM236 20V21H235ZM50 21V22H49ZM109 23H108V22ZM135 21H136V23H135ZM202 21V22H201ZM239 21V22H238ZM250 21V22H249ZM257 21V22H256ZM262 21V22H261ZM105 22H107V23H105ZM140 22H142V21H140ZM223 24H222V23ZM230 23V24H228V23ZM237 22V23H236ZM254 22H256V23H254ZM139 23V24H138ZM226 23L228 24V25H226ZM125 24H126V26H125ZM130 26H129V25ZM218 24V25H217ZM241 24H242V26H241ZM250 24V25H249ZM252 24H253V27H251L252 26ZM259 24V25H258ZM263 26H262V25ZM128 25V26H127ZM218 26V28L220 29V31H222V32H219V29L217 28V26ZM221 25V26H220ZM222 25H223V27H222ZM224 25H226V27L224 26ZM229 25H231V28L232 29H230L229 28ZM262 26L261 27V29H259V30H261V31H259L258 29H256V27L257 26ZM120 26V27H119ZM202 26V27H201ZM211 26V27H210ZM216 26V27H215ZM220 26V27H219ZM233 26V27H232ZM107 27V28H106ZM125 27H128L127 29L125 28ZM211 28V30L213 29H217V30H214V32L216 31V32H218V33H214L213 32V30L212 31H210V28ZM215 27V28H214ZM227 27H228V29H227ZM105 28V29H104ZM119 28V29H118ZM129 28H131V30L129 31ZM136 28V29H135ZM223 28H226L227 30H229V32H227V30H225V29H223ZM246 30H245V29ZM260 28V27H259ZM118 29V31H117V33H116V30ZM127 31H125V30ZM115 30V31H114ZM123 30V31H122ZM135 30V31H134ZM205 30V31H206ZM223 30H224V32H223ZM255 30V31H254ZM263 30V31H262ZM99 31V32H100ZM121 31H122V33H121ZM124 31H125V33H124ZM131 31H133V32H131ZM139 31V33L138 34H136L135 32H138ZM210 31V32H209ZM249 31V32H248ZM256 31H259V32H257L258 34L259 33H261V35H260V37H258L259 35L257 34H254V32H256ZM75 32H76V34H75ZM211 32H213V33H211ZM226 32V33H225ZM234 32H236V33H234ZM116 33V34H115ZM123 34V35H121V34ZM132 33L134 34V35H132ZM220 33V34H219ZM225 35L222 39H219V38H221L220 36L222 35ZM232 33H233V35H232ZM127 34H129V36L127 35ZM136 34V35H135ZM183 35V36H180V35ZM230 34L232 35V36H235V37H232V36H230ZM236 34V35H235ZM253 34V35H252ZM119 35H121V36H119ZM213 35L215 36V37H213ZM222 35V36H223ZM227 35H228V39L226 38L227 37ZM255 35V36H254ZM119 36V37H118ZM125 36L127 37L126 39H125ZM138 36V37H137ZM141 36H142V38H144V40H146V37H147V39H150V40H148V42L150 43L151 41H154V43H150V44H152V46L149 44L148 45V43H147V40H146V42H145V44H146V46H147V48L144 46L145 44H144V42L142 41L143 39H141ZM180 36V37H179ZM186 36V37H185ZM241 36H243L242 37V39H243V41H242V39H240L241 38ZM257 36V37H256ZM80 37H82V38H80ZM109 37V38H108ZM113 37V38H112ZM187 37H189L190 38V41L188 40V38ZM238 37V38H237ZM240 37V38H239ZM75 38H78L77 40L75 39ZM140 38V39H139ZM226 38V39H225ZM231 38L233 39V40H235V41H233L232 40V42H231ZM255 38V39H254ZM262 38H264V37H262ZM133 39V40H132ZM141 40L140 41V44H141V46L143 47V49H142V47L141 46H137V45H139V43H137L136 41H138L139 42V40ZM163 39V40H162ZM215 39V40H214ZM224 39L226 40L225 42V44H227L226 45V48L225 47H223V49H222V42L224 41ZM257 39H259L260 41H262V43L260 42V41H258ZM171 40H172V42H171ZM181 40V42L183 41V43L184 44H182V45H180V47H179V45H177L178 44V42ZM212 40V41H211ZM213 40H214V42H213ZM219 40V41H218ZM249 40V42H247ZM78 41V42H77ZM79 41H81V43H83L82 45H80L79 46V44H81V43H79ZM126 41H128V42H126ZM130 41V42H129ZM159 41H160V43H159ZM175 41V40H174ZM188 41L190 42V43H188ZM193 41V42H192ZM209 41V42H208ZM253 41V42H252ZM136 42V43H135ZM143 44H142V43ZM211 42H213V43H211ZM227 42H229V44L231 45V47L233 48H231L230 47V45H228V43ZM231 42V43H230ZM237 42V43H236ZM260 42V43H259ZM79 43V44H78ZM85 43H87L86 45H88V47L85 45ZM130 43V44H129ZM162 43H165L164 45L162 44ZM209 43H211V44H209ZM224 43V42H223ZM233 43V44H232ZM258 43V44H257ZM76 44H78V45H76ZM136 46H135V45ZM154 44V45H153ZM162 44V46H160ZM168 44V45H167ZM171 44H172V46L174 47H172L171 46ZM180 44V43H179ZM191 44V45H190ZM193 44V45H192ZM219 44V45H218ZM224 44V45H225ZM241 44V45H240ZM251 44V45H250ZM66 45H67V47H69V48H72L71 50V52H73V54L72 53H68L67 55L66 54H63V53H65L67 50L69 51V48H67L66 47ZM177 45V46H176ZM189 45V46H188ZM205 45V46H204ZM251 46V47H249V46ZM71 46H73V47H71ZM78 46V47H77ZM148 46H151V47H148ZM169 46V47H168ZM182 46V47H181ZM201 46H202V48H201ZM218 46V47H217ZM227 46H229V48H227ZM239 46H241V47H239ZM247 46V47H246ZM257 46V47H256ZM82 47H84L85 48V51H83L84 50V48H82ZM134 47V48H133ZM136 47H137V49H138V51H137V49H136ZM140 47V48H139ZM154 47H153V50H155V49H157V48H155L154 49ZM166 47V48H165ZM172 47V48H171ZM185 47V49H183ZM187 47V48H186ZM194 47V48H193ZM255 47H256V51L254 50L255 49ZM78 48V50H76ZM87 48V49H86ZM170 48V49H169ZM176 48V49H175ZM199 48V49H198ZM218 48H220V49H218ZM250 48V49H249ZM263 48H264V45L261 47V51H263ZM91 49H93V51L94 52H96V53H94V54H92V51H91ZM121 49V50H122ZM166 49V50H165ZM178 49H182V51H181V53H180V50H178ZM191 49V50H190ZM209 49H211V50H209ZM224 49H228V50H224ZM232 49V50H231ZM253 51H252V50ZM76 50V52H74ZM81 50V51H80ZM87 50H89V51H87ZM136 50V51H135ZM159 50V51H160ZM172 50V52H170ZM174 50V51H173ZM176 50L178 51V52H176ZM218 51V52H215V51ZM242 50V51H241ZM249 50V51H248ZM83 51V52H82ZM88 53H87V52ZM184 51L186 52L187 51V53H184ZM193 51H195V52H199V54H202V52H203V54L202 55H205V56H207L208 57V59H207V63H202L203 64V66H202V64H201V66H199L198 68H200L199 69V71H198V68H197V65H199V64H197V62H196V64H193V62H189V60H191V59H188L187 60V58H186V60L188 61H185L184 59H182L184 56H186V54H188V52L190 53H192ZM201 51V52H200ZM211 51V52H210ZM221 51H225V54L224 53H222ZM234 51V53H233V55L231 54L232 52ZM241 51V52H240ZM63 52V53H62ZM80 52V53H79ZM81 52L82 53H84V54H81ZM122 52V51H121ZM174 52V53H173ZM210 52V53H209ZM220 52V53H219ZM235 52H237V53H235ZM254 52V53H253ZM264 52V51H263ZM67 53V52H66ZM78 53V54H77ZM92 55H91V54ZM112 53H114V56H113V54ZM118 54H119V52H117ZM116 53V54H117ZM205 53V54H204ZM214 53V54H213ZM242 53V54H241ZM81 54V56L79 57V55ZM88 54V55H87ZM98 54V55H97ZM112 54V55H111ZM175 54H182L181 56H182V58L180 57V56H178V55H176L175 56ZM218 54H219V56H218ZM222 54V55H221ZM244 54H246V55H244ZM68 55H70V56H68ZM78 55V56H77ZM82 55H84L83 57H82ZM94 55V56H93ZM129 55V54H128ZM167 55V56H166ZM173 55V56H172ZM184 55V56H183ZM228 55H232L233 57L230 59L229 57L230 56H228ZM249 55V56H248ZM257 55V56H256ZM260 55V56H259ZM65 56V57H64ZM73 56V57H72ZM86 56H87V58H86ZM168 56H170V57H168ZM217 56L219 57V58H217ZM222 56V57H221ZM244 56V57H243ZM247 56H248V58H247ZM254 56V57H253ZM90 57L93 59V57H95V59L94 60H92V59H90ZM102 57H103V60L101 61V59H102ZM115 57H116V59H115ZM124 57V58H123ZM162 57V58H161ZM165 57V58H164ZM178 57H180L179 59H182V60H184L186 63H190V64H186V65H184V61L182 62V61H179V59H178V63H176L177 62V58ZM188 57H189V54H188ZM191 57V56H190ZM211 57H213V61H212V59H211ZM217 59H216V58ZM243 57V58H242ZM261 57V58H260ZM59 58V59H60ZM77 58V59H76ZM80 58H83V61H82V59L80 60ZM169 58H170V60H169ZM174 58V59H173ZM176 58V59H175ZM209 58L211 59V60H209ZM228 58V59H227ZM237 58H239V60L237 59ZM252 58V59H251ZM260 58V59H259ZM129 61H127V60ZM166 59V60H165ZM223 59H225V60H223ZM243 59V60H242ZM246 59V60H245ZM253 59H255V61L253 60ZM58 60V59H57ZM70 60V59H69ZM90 60V61H89ZM124 60V61H123ZM167 60H168V62H167ZM222 62H221V61ZM261 60V61H260ZM62 60H58V62H61ZM62 61V62H63ZM191 61H193V60H191ZM210 61H212L211 63L212 64H210ZM260 61V62H259ZM65 62V61H64ZM99 62V64H97ZM102 62H103V64H102ZM112 62L115 64V66H114V64H112ZM121 62H122V65H121ZM126 62H128V66H126L125 65V63ZM152 61H150L148 64V66L147 65H144V68H146V67H149L151 64ZM159 62H162V63H159ZM179 62L182 64V66H185V68L188 66V69H191L192 67H193V69L190 71H187V68H186V72L187 73H195V71H196V73H197V79H199V80H201L202 79V81L201 82H203V80H204V82H203V84H202V86H205V87H203V89H201L200 90V88H198V92L197 91H194L193 89H194V86H198V87H200V85H201V83L200 84H197V83H199L200 81H197V83L195 82V84H188V83H184V80H183V73L182 72H185L184 71V69L185 68H183V70L181 69L182 67H181V64H179ZM233 62H234V64H233ZM243 62V63H242ZM252 62V63H251ZM263 62V63H262ZM117 63V64H116ZM132 63V61L130 62V64ZM157 63V64H156ZM166 63H168L167 65H166ZM229 63V64H228ZM231 63V64H230ZM242 63V64H241ZM246 63V64H245ZM124 64V65H123ZM177 64H179V67L180 68H178V65ZM245 64V65H244ZM248 64V65H247ZM257 64V65H256ZM262 65V66H260V65ZM97 65V66H96ZM102 65V67H100ZM166 67H165V66ZM174 65V66H173ZM175 65H177V69H176V66ZM242 65V66H241ZM66 70H67V72H69V70H68V65L66 64ZM124 66V67H123ZM125 66H126V68H125ZM161 66V67H160ZM232 66L234 67L233 69H232ZM240 66V67H239ZM257 66V67H256ZM259 66V67H258ZM101 69H100V68ZM118 67H119V71H118ZM121 67H123L124 68V70H123V68L121 69ZM163 67V68H162ZM175 67V68H174ZM247 67V68H246ZM261 67V68H260ZM82 68H84V69H82ZM206 68V69H205ZM229 68H231L233 71H231V69H229ZM258 68V69H257ZM260 68V69H259ZM104 69V70H103ZM106 69V70H105ZM109 69V70H108ZM143 69V68H142ZM173 69V70H172ZM174 69H175V72H174ZM180 69V70H179ZM195 69V70H194ZM207 69H208V71H207ZM229 69V70H228ZM245 69V70H244ZM247 69H248V71H247ZM252 70V72H251V70ZM257 69V70H256ZM102 70V71H101ZM170 70H172V71H170ZM177 70H179L180 72H177ZM182 70V71H181ZM214 70H215V72H216V74H215V72H214ZM229 71L228 73H227V75L230 73V75L231 76H227V77H225L224 78V73H223V71ZM84 71V72H83ZM100 71V72H99ZM112 71V72H111ZM211 71V72H210ZM212 71H213V74H211L212 73ZM218 71H220V74H218L219 72ZM224 71V72H225ZM232 73H231V72ZM240 71V73H238ZM78 72V73H77ZM117 72H118V74H117ZM179 73V74H177V73ZM200 72V73H199ZM204 72H206V73H204ZM245 72V73H244ZM251 72V73H250ZM257 72V73H256ZM75 73V74H74ZM106 73V74H105ZM109 73V74H108ZM116 73V74H115ZM120 73H122L123 75H120ZM165 73V74H164ZM167 73H168V75H167ZM170 73V74H169ZM171 73H172V75H171ZM199 73V74H198ZM211 75H210V74ZM222 73V74H221ZM258 73H260L259 75H257ZM73 74H74V76H73ZM103 74H104V76H103ZM160 74L162 75L163 74V76H160ZM240 74V75H239ZM248 74V75H247ZM250 74V75H249ZM253 74H255L254 76H253ZM77 75V76H76ZM103 76V78H102V76ZM114 75V76H113ZM165 75H167V76H165ZM177 75H179V76H177ZM196 75V74H195ZM214 75V76H213ZM220 75V76H219ZM101 76V77H100ZM113 76V78H111ZM120 76V77H119ZM172 79H169V77ZM215 76H216V78H215ZM217 76H219V77H221V79L220 78H218ZM241 76H243V77H241ZM246 78H245V77ZM247 76H248V78H247ZM107 77V78H106ZM165 77H166V80H165ZM204 77H205V79H204ZM239 77H241V78H239ZM100 78V79H99ZM117 78V79H116ZM164 78V79H163ZM175 78H176V80H175ZM178 78H179V80H178ZM223 78V79H222ZM244 78H245V81L247 82V84H246V82H244ZM129 79V80H128ZM160 79V80H159ZM196 79V80H197ZM212 79V80H211ZM229 79V80H228ZM231 79V80H230ZM243 79V80H242ZM163 80H165L166 81V83L163 81ZM209 80H210V82H209ZM233 80V81H232ZM235 80H237V81H235ZM240 80V81H239ZM98 81H99V83H98ZM102 81H105V82H102ZM134 81V82H133ZM157 81V82H156ZM168 81V82H167ZM171 81V82H170ZM179 81V82H178ZM230 81H231V83H230ZM263 81V82H262ZM111 82H113L112 84H111ZM177 82V83H176ZM209 82V83H208ZM217 82V83H216ZM235 82H236V84H235ZM243 82V83H242ZM261 82V83H260ZM115 83V84H114ZM129 83V84H128ZM132 83V84H131ZM158 83H161V84H158ZM229 83V84H228ZM245 83V84H244ZM81 84V85H80ZM85 84V86H83ZM103 84H105V85H103ZM109 84V85H108ZM114 84V85H113ZM128 84V85H127ZM174 84H175V86H174ZM177 84H178V86H177ZM231 84V85H230ZM235 84V85H234ZM242 86H241V85ZM257 84V85H256ZM103 85V86H102ZM112 85V86H111ZM124 85V86H123ZM131 87H130V86ZM166 85V86H165ZM208 85V86H207ZM246 85H247V87H248V85H249V89H246L245 87H246ZM129 86V87H128ZM158 86V87H157ZM167 86H169L168 87V89L166 88ZM171 86V87H170ZM173 86V87H172ZM196 86V87H197ZM202 86H201V88H202ZM227 86H229V87H227ZM231 86V87H230ZM235 86V87H234ZM244 86V87H243ZM81 89H80V88ZM94 88L93 90H92V88ZM106 87H108L107 89H106ZM112 87V88H111ZM196 87H195V89H196ZM207 87V88H206ZM214 87V88H213ZM242 87V88H241ZM77 88H79V89H77ZM91 88V89H90ZM114 88V89H113ZM118 88V89H117ZM127 88H128V90H127ZM131 88V89H130ZM163 88H166V90H164ZM175 88V89H174ZM211 88H213V89H215V90H213V89H211ZM226 88L227 89H229V90H231L232 88H234L231 92L230 91H228V90H226ZM236 88H237V90H236ZM239 88V89H238ZM125 89V90H124ZM135 89V90H134ZM171 89L173 90V91H171ZM245 89V90H244ZM87 90H88V92H87ZM90 90V91H89ZM92 90V91H91ZM109 90V91H108ZM132 90H134V91H132ZM143 90V91H142ZM162 90V91H161ZM169 90V91H168ZM187 90V91H186ZM204 90H206V91H204ZM213 90V91H212ZM252 90V91H251ZM77 91V92H76ZM103 91V92H102ZM105 91V92H104ZM171 91V93H172V98H169L170 96H171V94L170 93H168V92H170ZM179 91V92H178ZM210 91H211V93H210ZM236 91V92H235ZM246 94H244L243 92ZM246 91V92H245ZM262 91V92H261ZM100 92V93H99ZM134 92V93H133ZM139 94H138V93ZM147 92V93H146ZM156 92V93H155ZM159 92V93H158ZM183 92V93H182ZM184 92H187L186 94L184 93ZM194 92V93H193ZM196 92V93H195ZM239 92V93H238ZM96 93H98V94H96V96H95V94ZM107 94V95H105V94ZM166 94V95H164V94ZM177 93H178V95H179V97H178V95H177ZM181 93V94H180ZM204 93V94H203ZM209 93V94H208ZM225 93H226V95H225ZM242 93V94H241ZM263 93V94H262ZM101 94H102V97H103V99L102 98H98V95H100V97H101ZM114 94V95H113ZM125 94H129V95H127V96H125ZM170 94V95H169ZM211 94V95H210ZM234 94H236L237 96H235ZM108 95H110V96H108ZM116 95V96H115ZM141 95V96H140ZM142 95L144 96V97H142ZM196 95V96H195ZM203 95V96H202ZM208 95V96H207ZM220 97H219V96ZM239 95V96H238ZM245 95V96H244ZM249 95V96H248ZM93 96V97H92ZM105 96V97H104ZM122 96H123V98H122ZM131 96H132V98H131ZM166 98H165V97ZM181 96H182V98H181ZM201 96V97H200ZM216 96V97H215ZM231 96V97H230ZM244 96V97H243ZM92 98V100H91V98ZM94 97H97L96 98V101H95V98ZM108 97H110V100L108 99ZM130 97V98H129ZM137 97V98H136ZM199 97V98H198ZM203 97V98H202ZM230 97V98H229ZM242 97V98H241ZM70 98V99H69ZM114 98H115V100H114ZM175 98H177L176 100H175ZM195 98V99H194ZM209 98V99H208ZM253 98V99H252ZM153 99H154V102H153ZM169 99V100H168ZM209 101H208V100ZM226 99H228V104H227V101H225ZM237 100V101H235V102H232V101H234V100ZM243 99H245L244 101H242ZM248 99V100H247ZM261 99V100H260ZM99 100H105V102H102V101H99ZM118 102H117V101ZM157 100V101H156ZM198 100H199V102H198ZM106 101H107V103H106ZM123 101H124V103H123ZM129 101V102H128ZM242 101V102H241ZM250 103H249V102ZM252 101V102H251ZM259 101V102H258ZM98 102H99V104H101V105H99L98 106ZM110 102V103H109ZM121 102V103H120ZM126 102V103H125ZM135 102V103H134ZM137 102H138V104H137ZM140 102V103H139ZM158 102V103H157ZM241 102V103H240ZM249 104H248V103ZM92 103H93V105H92ZM128 103H130V104H128ZM196 103H197V105H196ZM199 103V104H198ZM206 103V104H205ZM213 103H214V105H213ZM226 103V104H225ZM231 103H233V105L231 104ZM243 103V104H242ZM245 103V104H244ZM246 103H247V105H246ZM103 104V105H102ZM108 104V105H107ZM124 105L125 107H121V105ZM195 104V105H194ZM202 104V105H201ZM222 104L223 105H225L223 108H225V109H227V106L229 105H231L230 107H232L231 108V110L233 109V111L235 110V108L236 109H238L239 111H241V112H243L242 110H247L248 112H249V116H247V117H242V118H237V117H233V118H231V117H229L227 114H225L226 112L225 111H223V108H222ZM237 104V105H236ZM132 105H133V108L132 109H130L131 107H132ZM163 105V106H162ZM193 105V107H191ZM201 105V106H200ZM218 105V106H217ZM234 105H235V107H234ZM239 105V106H238ZM90 106H91V108H93V110L91 109V110H89L90 109ZM94 106H95V108H94ZM112 108H110V107ZM196 106V107H195ZM202 106H204V107H202ZM228 106V107H229ZM99 107V108H98ZM129 107V108H128ZM162 107H167V108H162ZM208 107V108H207ZM229 107V108H230ZM259 107V108H258ZM262 107V108H261ZM87 109V110H85V109ZM101 108V109H100ZM106 108H109V109H107L106 110ZM118 108H120L119 110H118ZM127 108H128V110H127ZM161 108H162V111H161ZM195 108H197V109H195ZM202 108V109H201ZM247 108V109H246ZM114 109V110H113ZM124 109V110H123ZM134 109V110H135ZM221 109V110H220ZM224 109V110H225ZM249 109V110H248ZM89 110V111H88ZM116 110V111H115ZM122 111V113H121V111ZM172 110V111H171ZM204 110H205V112H204ZM207 110H208V114H207ZM218 110V111H217ZM237 110V111H238ZM257 110V111H256ZM101 111V112H100ZM109 111V112H108ZM131 112V113H129V112ZM148 111V112H147ZM199 111L201 112V113H199ZM237 111H234V112H237ZM244 111V112H245ZM247 111H246V113H247ZM92 112V113H91ZM118 112V113H117ZM129 114H128V113ZM195 112H197V113H195ZM202 112H203V115H201L202 114ZM253 112V113H252ZM261 112V113H260ZM91 115H90V114ZM120 113V114H119ZM151 113V114H150ZM154 113V114H153ZM163 113V112H162ZM166 113V112H165ZM260 115H259V114ZM263 113V114H262ZM133 114V113H132ZM167 114V113H166ZM200 114V115H199ZM220 114H222V115H220ZM250 114H252V115H250ZM94 115H96V116H94ZM100 115V114H99ZM102 115V114H101ZM121 115V116H120ZM204 115L206 116V117H204ZM220 115V116H219ZM76 116V117H75ZM85 116V117H84ZM134 116V115H133ZM133 116H131L132 118H130V119H127V122L125 121V125L127 126H125L124 124H123V128H122V130L124 129V131H122L121 130V132H122V134H125V133H127V131L130 129V127L133 125L131 122L133 121H135V120H137L138 118L136 117V116H134V117H136V119L135 118H133ZM157 116H159V120H157L158 119V117ZM262 116V117H261ZM87 117V118H86ZM130 117V116H129ZM154 117V118H153ZM198 117V118H199ZM219 117V118H218ZM90 118V119H89ZM92 118V119H91ZM99 117H97V119H98ZM117 118H116V120H117ZM146 118V119H145ZM151 118V119H150ZM222 118H223V120L224 121H222ZM229 119V123H230V121H231V123L230 124H232V125H230L229 127H228V122H227V120ZM251 118V119H250ZM77 119V120H76ZM206 119V120H205ZM235 119V120H234ZM242 119V120H241ZM261 119V120H260ZM91 120V121H90ZM139 120H137V121H139ZM200 120V121H201ZM237 120V121H236ZM131 121V122H130ZM142 121H143V123H142ZM157 121H159V123H157ZM160 121H162L163 122V124H162V122L160 123ZM239 121V123H237ZM247 121V122H246ZM250 121L252 122V123H250ZM258 121V122H257ZM148 122V123H149ZM224 122H227V127H225L224 125ZM246 122V123H245ZM254 122V123H253ZM114 123H115V121L113 122V125H114ZM117 123V122H116ZM154 123H155V125H154ZM242 123H243V125H242ZM258 123V124H257ZM86 124V125H85ZM93 124V125H92ZM131 124V125H130ZM161 124V125H160ZM212 124V125H211ZM224 124V125H223ZM234 124V125H233ZM239 124V125H238ZM246 124V126H247V128H246V126H244ZM249 126H248V125ZM91 125H92V129L95 131H91ZM210 125V126H209ZM213 125L215 126V127H213ZM237 125V126H236ZM89 126V127H88ZM115 126H117V124H115ZM125 126V127H124ZM160 126V127H159ZM243 126H244V128H243ZM261 127L260 129L258 128V127ZM94 127V128H93ZM110 127H112V125L110 126ZM157 128V129H154V128ZM220 129H222V130H220ZM230 127H232V129H229ZM233 127H235V128H233ZM242 127V128H241ZM148 128H150V130L148 131ZM162 128V129H161ZM225 128H227L226 130H225ZM257 129V131H256V129ZM138 129H139V133H138ZM161 129V130H160ZM237 129V130H236ZM241 129V130H240ZM243 129H245V130H247V131H245L244 130V132L242 133V132H240V131H243ZM259 129V130H258ZM143 130H145L144 132H143ZM155 130H160V131H158L159 133H161V134H159L158 132H156ZM206 130V131H205ZM230 130V131H229ZM236 130V131H235ZM248 130H249V133L247 134V132H248ZM140 131H142V132H140ZM221 131V132H220ZM224 131V132H223ZM228 131V132H227ZM255 131H256V133L257 134H255ZM90 132H94V133H91L90 134ZM146 132H147V134H146ZM154 132H156V133H154ZM223 132V133H222ZM238 132V133H237ZM246 132V134H244ZM98 133V134H97ZM162 133H164V134H162ZM140 136V137H138V135ZM230 134V135H229ZM232 134V135H231ZM242 134V135H241ZM244 134V135H243ZM252 134H253V136H252ZM141 135H143L142 137L144 138V140L146 139V141H143V138L141 137ZM168 136V139H167V136ZM222 135V136H221ZM228 135V136H227ZM6 136V137H5ZM163 136V137H162ZM230 136V139L228 138ZM4 137L5 138H7V137H9L8 136V134L6 133H4ZM96 137V138H95ZM147 137V138H146ZM170 137V138H169ZM174 137V138H173ZM218 137H221L220 139H222V140H220V139H218ZM242 137V138H241ZM258 137H259V139H261V140H256V139H258ZM141 138H142V141L141 142H139L140 140H141ZM163 138V140H161ZM166 138V139H165ZM239 138V139H238ZM254 138V139H253ZM96 139H97V141H96ZM228 139V140H227ZM135 140V139H134ZM165 140H168V141H166L165 142ZM170 140V141H169ZM174 140V141H173ZM219 140V141H218ZM244 140V141H243ZM237 141H239V142H237ZM246 141H249L248 143H252L251 145L253 146V147H251V145L250 144H248ZM98 142V143H97ZM160 142V143H159ZM161 142H162V146H160L161 145ZM163 142H165L164 144H163ZM172 142V144L170 145V143ZM213 142V143H212ZM222 142V143H221ZM234 142H236L235 144L237 145V146H239V147H237V146H235V144H234ZM241 142H243V143H246V145L245 146H243V143L241 144ZM209 143V142H208ZM257 143H259V144H257ZM160 144V145H159ZM166 144L168 145V146H166ZM176 144H177V146H176ZM183 146V147H181V149L179 150L178 149V147L180 148V146L181 145ZM257 144V146H255ZM140 145V144H139ZM174 145V146H173ZM179 145V146H178ZM242 145V146H241ZM260 145V146H259ZM174 148H173V147ZM248 146H250V148H248ZM255 146V147H254ZM158 147V148H157ZM169 147V148H168ZM235 147H237V148H235ZM246 147H247V149H246ZM185 149V151H184V149ZM241 148V149H240ZM245 149V150H247L248 152H246L245 153V150H242V149ZM254 148V149H253ZM259 148H260V151H259ZM157 149V150H156ZM162 150H164L163 148H161ZM197 149V148H196ZM199 150L201 149V148H198ZM236 149V150H235ZM250 149V150H249ZM202 150V149H201ZM238 150H239V152H238ZM91 151V150H90ZM252 151V152H251ZM255 151H256V153H255ZM102 152V151H101ZM179 152V153H178ZM195 152V153H194ZM178 153V154H177ZM194 154L195 156L197 155V157H194V155L192 156L191 154ZM204 153V152H203ZM236 153V154H235ZM251 153V154H250ZM253 153V154H252ZM260 153V154H259ZM14 154V153H13ZM12 154V155H13ZM185 154V155H184ZM258 154V155H257ZM16 154H14L13 156H15ZM190 155V156H189ZM255 155V156H254ZM182 156H185V158L183 159V157ZM248 156V157H249ZM258 156V157H259ZM190 157V158H189ZM221 157V159H220V161L223 159V158H225V156H220ZM257 157V158H258ZM176 158V159H177ZM204 158V164H203V162L201 161V159H203ZM189 159V160H188ZM210 159V158H209ZM219 159V158H218ZM217 159V160H218ZM155 160V162H158V161H156ZM184 160V161H183ZM196 160H197V162H196ZM199 160V161H198ZM217 160H215V161H217ZM177 161H179V165L177 164V165H175V162L177 163ZM189 161H192V163H190V165H194L193 166V171H196V173L194 174V173H191V175H196L194 178H196L197 176H199V175H201L199 178L197 177L196 179L198 180L197 182H198V184H197V186L195 187V184H194V182H193V180L194 181H196V179H193V177H192V179L193 180H191L190 179V175L188 174V175H186L185 173H183V175L185 176V177H187L186 179L188 180L187 182L185 181L186 179H184V176H182V170H180V164H181V162H186L185 164L186 165H188V168H189ZM194 161V162H193ZM210 162H213V159H212V161H211V159L209 160ZM169 163V164H168ZM167 164V165H166ZM198 164V165H197ZM199 164H200V166H199ZM212 164V163H211ZM164 166H166V167H164ZM172 168V170L173 171H171L170 170V167ZM175 166H178V168L176 167L175 168ZM198 166L199 167H201L202 168V166H203V169L202 170H204L205 168H207L208 170V172H205L204 173V171H202L201 169L199 170V168H198ZM205 166V167H204ZM210 167H211V165H210ZM169 169V170H168ZM175 169H177V170H175ZM190 169H192L191 167H190ZM196 169V170H195ZM175 170V171H174ZM213 170V171H212ZM224 170V171H223ZM169 171V172H168ZM182 171V172H181ZM202 171V173H204V174H199V175H197L198 173H200ZM217 171V172H216ZM219 171H221V173L219 172ZM169 174H168V173ZM179 172V173H178ZM190 172H192V170L190 171ZM189 172V173H190ZM198 172V173H197ZM224 175H223V174ZM161 174V173H160ZM209 174H211V176L209 175ZM163 175V174H162ZM171 175H173L172 176V178H171ZM176 176V180H175V176ZM179 175H181L182 176V178H180L179 177ZM210 176V179H212V182H211V180L210 179H207L208 177H206V176ZM215 175L216 176H218V178L217 177H215ZM223 176L222 177V180H220V176ZM225 175H227V176H225ZM162 177V176H161ZM206 177V178H205ZM162 178V179H163ZM178 178V179H177ZM216 178V179H215ZM167 179V178H166ZM205 179L208 181V180H210V182L211 183H209V186L213 183V182H215L214 184H216V186L215 185H213L210 189V191H212L211 193L208 191V193L207 194H212L213 193V195H214V192H216V194L214 195L215 196V198H219V199H216V200H213V196H209V195H207L208 197L206 198V196H205V194H204V196H203V193L205 192L206 193V190L204 191V185H207V184H205L204 183V181H205ZM217 179H219L218 181H217ZM226 179V180H225ZM259 178H257V180H258ZM157 180V181H156ZM179 180V181H178ZM182 180V182H183V180L185 181L184 183H182V182H180ZM216 180V181H215ZM228 180H229V182H228ZM163 181V180H162ZM175 181L177 182H179L178 183V186H177V183H175ZM191 181L193 182L192 184H194L193 185V187H192V184H190L191 185V187H189V186H186V185H189V183H191ZM228 182V184H227V182ZM261 181V179H259V182ZM165 182H166V180H165ZM200 182L202 183V184H200ZM209 182V181H208ZM217 182H219V183H221V184H219V183H217ZM223 182H224V184L226 185H224L223 186ZM154 183V184H155ZM188 183V184H187ZM233 183V182H232ZM179 184H180V186H179ZM181 184H182V187H181ZM219 184V185H218ZM174 186H177L176 188H177V190L175 191V187ZM184 186V187H183ZM209 186H207L206 188H209ZM221 186V187H220ZM228 186H230V187H228ZM233 186V187H232ZM170 187V188H171ZM179 187H181L183 190H184V192H183V190L181 191L180 189H179ZM195 187V188H194ZM215 187V188H214ZM225 187H227V188H225ZM170 188H168V189H166V191H169V189ZM175 188V189H174ZM199 188H201L200 190H199ZM223 188H224V190H226V191H223ZM230 190H229V189ZM232 188V189H231ZM220 189H222V190H220ZM157 191H154V193H153V195H155L156 197H158V194H159V190H161L160 188H157L156 189ZM163 190V189H162ZM171 190V189H170ZM186 190H188V191H186ZM192 190H193V192H192ZM209 190V189H208ZM221 191H223V192H221ZM181 192H183V193H185L184 195H182V193ZM201 192V193H200ZM230 192V193H229ZM198 193V194H197ZM221 193V194H220ZM232 193V194H231ZM234 193L236 194V195H234ZM121 194V196H119ZM219 195H220V197H219ZM116 196V200H122V204H123V206H124V204H125V206L124 207H122V206H116V207H114L115 208V210L118 212V213H120L121 214V217H122V219L120 220V222L121 223H119V226H121V227H125L124 229L125 230H131V229H133L134 230V232H133V234L134 235H137V236H139V235H141V236H139V239L138 240H135L136 241V243L138 242V245H140V246H145V244L147 245L148 243H149V240L147 239V237H149L148 235H145L144 233H145V231L143 230L144 228L142 227L141 228V226H140V223H141V220H139L140 219V216H138V213L140 212V210L142 209L143 210V208H145V207H140V206H138V207H140V208H138V209H133V201H135V198L133 197V199H132V196L133 195H129V193L127 194L126 192H123V191H118V193L115 195ZM126 196V197H125ZM131 196V197H130ZM230 198V199H228V198ZM232 197H237L236 198V200L238 201L237 203L235 202L234 203V201H232ZM130 198V199H129ZM184 198V197H183ZM204 198V199H203ZM226 198H227V200H229L230 202H231V204L232 205H234V206H232L231 207V204L230 203H227V202H229V201H225L226 200ZM15 199H18V197L17 196H14L13 197V201L15 200ZM212 199V200H211ZM234 200H235V198H233ZM129 200H133V201H129ZM221 201V202H222ZM130 202V203H129ZM132 202V203H131ZM215 202H213L212 203V205L215 203ZM197 203H199L200 204V201L199 202H197ZM204 203V202H203ZM210 203H207V204H210ZM234 203V204H233ZM130 204V205H129ZM129 205V206H128ZM131 206H132V208H131ZM231 207V208H230ZM230 210H229V209ZM138 211V212H137ZM230 211V212H229ZM69 212L70 213H72L73 211H72V208L69 210ZM134 212H136V214L134 213ZM190 212H194V211H190ZM189 212H185V215L186 214H188ZM194 214V213H193ZM191 215V213H189L188 214V217ZM187 216V215H186ZM192 217L194 216V215H191ZM190 216V217H191ZM139 217V218H138ZM139 220V221H138ZM137 221H138V223H137ZM214 221V220H213ZM128 223V224H127ZM134 223V224H133ZM137 223V224H136ZM210 224H212V222L210 221ZM216 226H217V224H216ZM220 226V225H219ZM133 227V228H132ZM214 227V226H213ZM212 227V228H213ZM135 228V229H134ZM141 229H142V231L144 232L143 234L141 233L140 234V231H141ZM143 235L146 237V239L145 238H143ZM133 241V240H132ZM134 241V242H135ZM140 241V242H139ZM153 243H154V245L156 246V247H159L158 245H159V243L160 242H158V241H156V240H154L153 241ZM160 245H161V243H160ZM149 249H146L145 250V253L146 254H149V255H152V256H155V257H157V258H159L160 260H161V256H162V250L161 251H155V250H149ZM245 250V249H244ZM244 250H243V252H244ZM151 253V254H150ZM156 254V255H155ZM85 256V255H84ZM104 256H106V255H104ZM240 256V255H239ZM242 257H246L247 255H241ZM73 260H74V262H77V263H79V264H83L84 262V259H83V255H74V257H73ZM161 263H163V264H166V263H164L163 262V260H161Z\"/></svg>",
  "mask_w": 264,
  "mask_h": 264
}]
</instances>
